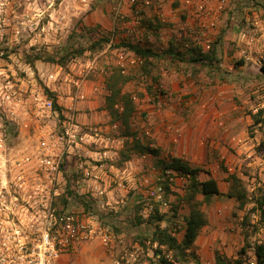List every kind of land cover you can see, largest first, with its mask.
Instances as JSON below:
<instances>
[{
  "label": "rangeland",
  "instance_id": "obj_1",
  "mask_svg": "<svg viewBox=\"0 0 264 264\" xmlns=\"http://www.w3.org/2000/svg\"><path fill=\"white\" fill-rule=\"evenodd\" d=\"M150 1L147 5H141L138 1V6H135L130 0H0V129L4 136L8 158H19L25 152L32 150L28 131L23 127L25 122L29 128L36 125L50 126L53 131L57 128L56 114L48 113L47 110L43 111L36 104L34 95L47 88L46 75L54 71L57 65L66 67L72 57L64 64H59L47 61L45 59L47 55L53 54L57 58L59 52L66 47L86 46L101 36L108 37L111 40L107 43L103 42L102 47L93 52L85 51L78 56L82 62L94 59V64H96L94 76L100 80V83L106 84L105 79L109 71L119 64V48L115 44L122 38L155 50L164 46L165 36L170 34L175 35L174 41L179 43L193 42L189 37L192 36L189 33L192 34L193 29H186L188 36L184 37L185 34L180 33V26L177 25L179 20L182 22L186 15L183 12L184 4H186L183 0ZM210 1L204 0L216 16L226 7L227 3H232L231 0L223 2L214 0L216 8H213L209 5ZM220 3L221 8H219ZM192 9L195 10L194 5ZM178 10H182L183 13ZM70 34L72 36H69ZM38 55L39 58H36ZM172 64H175V67ZM143 65L147 70L144 76L141 70ZM143 65L132 66L126 73H123L132 78L123 84L122 90L134 94L137 98L134 100L135 110L132 117L127 123L120 124L115 131L104 133V135L119 137V141L109 142L107 146H104L103 142L89 146L100 152L103 149H110L116 153L110 156H104L102 153L91 155L83 153L81 158L103 163L104 171H107L106 174L109 177L119 178L120 172L112 169L109 162H116L119 159V150L131 144L133 134H144L147 136L146 139L152 140L153 145L160 146L161 158L174 155L182 157L191 166L202 168L199 173L200 179L208 177L206 173L208 171L216 178L223 192L234 187L235 182L230 177L234 174L246 189L247 202L240 205L235 198L224 195H214L209 200L203 201L202 209L207 218V224L197 236L200 242V245H196L198 261L190 258L181 264H214L215 251L225 258L234 259L240 256L241 247L245 249V252L241 254L245 262L256 264L254 245L257 243L264 245V224L257 221V212L250 211V208L253 206L252 199L258 194V188L264 185V94L251 101L248 96L245 100L236 92L230 99L223 98L222 88H219V83L215 84L214 78L217 74L223 73L228 79L225 82L232 81L233 78L229 76L233 72L232 64L218 65L212 72L204 69V82L196 79L198 69L193 70L189 65L166 56L151 57L144 60ZM186 73H188L187 76ZM94 76L89 74L88 78ZM166 77L175 79L177 89L171 87ZM158 83L165 91L172 93L173 97L175 94H191L194 100L183 105V108L187 110L193 111L194 105L197 104L200 111L209 110L219 113L225 109L223 105L227 103L226 107L231 108L228 110L233 112L231 116L233 121H224V116L220 113L221 124L212 119L213 125L195 134L196 136L190 133L189 125L186 129L176 126L180 130V136L173 140L171 134L165 129L172 123L166 124V119L163 118L164 121H162L160 117L164 114L163 110L176 99L157 101L146 90L150 87L151 92L154 93V85ZM13 91L16 95L19 93L17 96L21 97V103L15 106L17 123H13L7 111L5 94ZM247 91H253V89ZM156 92L158 94V91ZM211 92L213 96L211 95L209 105L202 101L199 102V98ZM195 96H197L196 100ZM100 98L103 101L96 110L99 116L104 117L106 113L101 111L107 109L106 101H104L106 100L105 94H101ZM259 110L262 111L258 114ZM145 113L146 115H143ZM254 114H257L261 121L255 123ZM108 115L110 122L111 114L107 112ZM155 127L159 130L157 133H153L156 130ZM211 129L216 131L217 135ZM124 134L127 135L126 138L120 136ZM77 157L76 154L71 158L67 153L63 154V170L66 175H69L68 178L72 176ZM160 167L161 164L154 157L146 155L142 158L136 155L131 158L130 163L125 162L119 167V169L126 170L123 182L127 191L119 188L113 181H104L107 191H111L108 192L109 205L101 212L106 214L110 211L118 212L111 222L120 229L115 232L123 236L124 244H132L139 237L148 235L146 234L148 227L144 223L134 227L128 220L134 214L141 215L143 218L146 216V208L151 203L144 195L145 186L142 180L144 177L154 180L157 176V169ZM11 172L18 175L24 170L13 166ZM134 194L142 195L143 200L138 201ZM166 198L169 199L170 204L176 203L179 216L188 212L185 204L176 202L174 195L167 194ZM136 202L141 204L137 210L134 206ZM71 209L75 210L79 216L82 211L86 212L77 201H73ZM159 209L165 213L170 211V207L166 209L160 206ZM26 232L27 230L23 228L9 229L8 232L4 229L0 231V239L2 240L10 233L15 237H21ZM178 236L180 237L181 234ZM3 246L0 243V249ZM22 247L28 246L11 243L9 249L4 246L3 250L17 254L20 251L23 252ZM153 248L145 249L140 257L141 260L147 263L148 258L152 256ZM203 248L206 250L205 253L201 251ZM166 252H170V259H173L172 251L166 250ZM165 253L162 251V254Z\"/></svg>",
  "mask_w": 264,
  "mask_h": 264
},
{
  "label": "built area",
  "instance_id": "obj_2",
  "mask_svg": "<svg viewBox=\"0 0 264 264\" xmlns=\"http://www.w3.org/2000/svg\"><path fill=\"white\" fill-rule=\"evenodd\" d=\"M130 1L135 6H138V1L141 5L151 2L150 0ZM183 2L194 5L195 12L199 16L210 18L209 25H214L215 14L207 7L204 0H183ZM221 6L220 3L219 8ZM198 34L202 48L210 49L212 40L205 34L200 32ZM118 59L121 73H126L132 66L143 65L144 62L142 56L125 48H119ZM94 63V59L82 62L78 56H74L70 58L66 67L57 65L54 71L46 75V87L54 93L60 110L53 109L52 98L49 97L45 88L34 95V100L43 111L47 110L48 113L56 114L58 125L53 131L50 126L36 125L29 128L25 122L23 127L28 131L31 151L25 152L19 158H8L4 136L0 129V231L5 229L8 232L13 228L27 230L21 237H15L10 233L2 240L0 239V243L6 249H9L11 243L28 246L22 247L23 252L20 251L17 254L13 251L5 252L4 246L1 247L0 264H61L60 258L63 253L70 252L80 243L89 240H98L105 247L111 254L112 264H147L140 257L145 249L150 248L149 239L143 240L146 247L139 238L132 244H124L121 234L116 233L110 225L101 223L91 212L82 211L79 216L75 210L71 209L73 196L83 194L94 199L99 211H104L109 205V191L104 181H113L119 188L127 191L123 182L124 169H116L121 174L119 178L109 177L104 171L103 163L81 158V154H87L85 148L89 146L119 141V137L104 135V133L115 131L119 127L118 121L110 119L107 125H103L82 123L78 119L77 103L89 99L85 82L89 74L95 75L96 64ZM217 64L221 66L223 63L219 61ZM66 83L68 92L63 93ZM99 84L91 88V93H97L98 89L108 93L106 84L104 82ZM154 89L155 92L158 91V94L154 92L152 97H162L159 101H169L173 97V94L165 91L160 83L154 85ZM5 95L10 119L13 123H17L15 106L21 103V97L17 96L19 93L16 95L15 91ZM67 96L70 99L69 102L65 101ZM131 96L133 100H137L134 94ZM165 129L171 134L173 140L180 136L179 128L172 124L167 125ZM83 150L85 152H82ZM71 152H75L74 154L78 157L73 166L72 176L68 178L69 175H66L63 170V154L69 155ZM145 156L141 155L142 158ZM13 166L23 169L24 172L18 175L12 174ZM228 169L231 170L229 166ZM73 174L77 176L74 177ZM165 181L169 184L171 191L183 194L188 177L166 169L163 173L158 171L154 180L148 177L143 178L144 195L167 209L170 207V201L165 195ZM68 190L72 193L68 194ZM63 195L67 200L65 206L60 199ZM179 203L184 205L182 200ZM151 207L152 204H148L147 212L151 210ZM162 223L161 226L166 225V222ZM170 228L174 233L177 229L179 230L176 232L177 236L182 233L181 222ZM156 246L157 243L154 242L151 247ZM160 248L165 253V247L160 245ZM163 255L170 259V252ZM158 256L153 257L157 259Z\"/></svg>",
  "mask_w": 264,
  "mask_h": 264
},
{
  "label": "trees",
  "instance_id": "obj_3",
  "mask_svg": "<svg viewBox=\"0 0 264 264\" xmlns=\"http://www.w3.org/2000/svg\"><path fill=\"white\" fill-rule=\"evenodd\" d=\"M248 1L249 0H242L243 4ZM69 36H72V34ZM110 40L111 39L108 37L101 36L96 40H92L86 46L79 45L76 48L66 47L59 52L57 58L53 54H49L45 59L50 62L64 64L70 57L81 56L85 51L93 52L102 47L103 42L107 43ZM115 45L117 48H125L133 51L134 53L142 56L144 60L151 57L159 58L161 56H166L189 65L193 70L195 69L194 64H199L200 67L212 69L217 67V63L219 62L215 44H212L211 48L208 50H203L199 45L187 47V50H182L179 48L180 43L176 45L173 41L169 40L167 46L160 48L157 51L152 47L130 42L122 38ZM36 58H39V55L36 56ZM145 65L141 67L142 72H144L143 75L147 72ZM259 72L264 77V54L261 58ZM131 78L132 76L121 73L120 68L117 66L109 71V74L105 79L106 88L108 90L105 100L106 107L108 112L111 114V120L118 121L119 125L127 123L135 110L134 100L131 94L122 90L123 84ZM45 90L49 97L52 98L53 109L60 110L54 93L50 92L47 88H45ZM146 90L150 94L152 93L150 87H147ZM261 111L262 110H259L257 113L259 114ZM254 117L255 123L261 121V118L257 117V114H254ZM4 124L6 125V122H4ZM123 136L126 138L127 135L124 134ZM146 138L147 136L144 134H133L131 144L129 146H125L122 150H119V159L116 162L111 163H113L116 167H121L125 161L130 160L134 157V155H150L157 159L161 164V167L157 169L158 171L163 173L164 170L170 169L176 173L186 175L188 177V181L183 194L171 191L169 184L166 181L164 182V188L165 194L167 195L171 192L174 195L176 202H180L182 200L188 208V212L179 216L176 203L170 204L169 213L160 212V203L149 200L152 207L151 210L147 212L146 216L143 218L141 215L134 214L132 218H129L128 222L130 221V225L134 227L139 226L142 223L148 227L146 229V234L148 235L139 237L144 247H146V245L143 240L146 239H149L150 241V248L152 243H157V246L152 250L153 255L148 258L147 264H174V262H177L176 264H181L190 258L198 261L195 241L201 229L207 224V218L202 209L203 201L209 200L214 195H224L235 198L240 205H243L248 200L246 189L241 184V180L232 174L230 177H232L235 182L234 187L225 192L221 191L216 178H214L208 171H206L208 177L200 179L199 173L202 171V168L198 166H191L182 157L176 155L161 158V148L157 145H153L152 140ZM73 176L75 177L77 175L73 174ZM67 192L68 194L72 193L71 190H68ZM134 195L138 201L143 200L142 195ZM60 199L63 206H65L67 204L65 195L61 196ZM73 200L80 203L83 206L84 211L94 214L101 223L110 225L116 232L120 230L111 222V219L118 213L117 211H110L107 214L103 213L95 208L96 205L94 199H90L83 194L74 195ZM252 203L253 206L250 208V211L257 212V221L264 224V185L258 188V194L252 199ZM134 206L137 210L141 207V204L140 202H136ZM163 221L166 222L165 226H161ZM178 222L182 223V233L180 239L177 237L176 233L179 230L177 229L174 233L172 228H170V226H174ZM138 234L139 233H137V235ZM160 245H163L166 250L172 251L173 259H168L162 254L163 250L160 248ZM187 249L188 252H186ZM244 252L245 249L241 247L239 252L240 256L234 259H229L221 256L217 251H215L214 264H248L241 256ZM156 255H159L157 259L153 257ZM254 255L256 257V264H264V245L262 243L254 245Z\"/></svg>",
  "mask_w": 264,
  "mask_h": 264
},
{
  "label": "crops",
  "instance_id": "obj_4",
  "mask_svg": "<svg viewBox=\"0 0 264 264\" xmlns=\"http://www.w3.org/2000/svg\"><path fill=\"white\" fill-rule=\"evenodd\" d=\"M231 2L232 3H227L226 7L221 10L217 16H213V26H210L208 23L210 18L206 16H199L197 12L192 9L193 5L190 6L189 4L183 3L185 6V10L183 12L186 15L182 22L179 20L177 25L180 26V33H183V35L185 34L184 37L188 36L186 29H193V33H189V35H192L189 37L193 40V42H182L180 43L179 48L182 50H187V47L197 45L201 46L200 39L198 40L199 32L200 34H205L207 37L211 38V44H215L219 61H221L223 64L233 65V72L229 74V76L233 78L232 81L229 80L230 82H225L228 79L223 75V73L217 74V76L214 78L215 84L217 85L219 83V88L223 89H221L223 92V98L230 99L236 92L240 97H244L245 100L248 96L249 100L251 101L264 94V91H262V89H264V77L259 72L261 58L264 54V0H249L244 4L242 0H231ZM209 5L213 8H216V2L214 0H211ZM178 11L183 13L182 10ZM165 38L166 40L164 41V46H161L160 48L167 46L169 40L173 41L176 45L179 43L178 41H174L175 35H166ZM172 65L175 67V64ZM194 65L195 69L199 70L198 78L196 79H198L200 82L204 80V69L207 72H212L214 71V68H216L214 67L212 69H207L206 67H200L199 64ZM172 75L174 76V74ZM179 75L182 77L184 76L183 74ZM185 75L187 76L188 73ZM94 77L88 78L85 82L86 90L89 93V99L85 102L77 103L78 119L82 123H101L103 125H107L109 123V115L107 116L108 110L106 109L101 111L102 113H106V115L103 117L97 114L96 108H98L103 101V99L100 98L101 94H105L106 96L108 93H105L103 89H98L97 93L95 94L91 93V88L93 86L100 85V80ZM186 78L189 79V77ZM165 79L166 81L169 80L173 89H177L174 78L168 79L166 77ZM249 89H253V91H247ZM67 92L68 84L66 83L64 84L63 93ZM175 95V98L173 97L172 99L176 100L163 110L164 114L162 117H160L162 121H164L163 118L166 119V124L172 123L175 126H181V128L185 127V129L186 126L189 125L188 128H190V133H194L195 135L202 132L204 129H208L211 124L213 125L212 119H214L215 122L221 124V120L219 119L221 118L222 114L224 116V121H233L231 117L233 112L228 110L231 108L226 107L227 103L223 105L225 109L223 111H219V113H213L209 110L207 112L200 111L201 109L197 104L194 105L195 109L191 111L190 109L187 110L183 108V105L191 103V101L194 100L193 96L191 94ZM211 95L213 96V92L210 94H204L202 98H199V102L202 101L209 105V103H211ZM196 97L197 96H195V100ZM155 99L159 101L161 97H155ZM65 101H70L68 96L66 97ZM179 105H181V107ZM106 121H108V123H105ZM158 131L159 130L156 128L153 133H157ZM212 131L215 133V135H217L216 131ZM120 136L124 137L123 135ZM125 141L126 140H124V142ZM107 145L108 143L104 144V146ZM85 149L87 154L90 155L94 153H102L104 156H110V154L116 153V151L110 149H103L102 152L89 147ZM82 152H85V150ZM74 153L75 152H71L68 156L71 158ZM125 162L130 163L131 159ZM109 164L112 169L114 168L116 170L119 168L111 162H109ZM106 172L107 171L105 170V173ZM110 191L111 190H109V192ZM177 237L180 239L181 236ZM198 244L200 245V242L196 238L195 246ZM201 251L202 253H205L206 250L203 248ZM60 260L61 264H112L111 254L98 240H89L80 243L72 251L63 253Z\"/></svg>",
  "mask_w": 264,
  "mask_h": 264
}]
</instances>
